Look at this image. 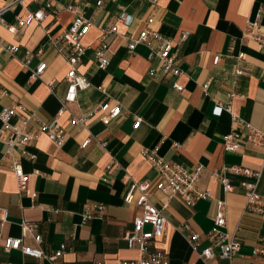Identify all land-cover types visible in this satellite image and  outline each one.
<instances>
[{
  "label": "crops",
  "instance_id": "obj_1",
  "mask_svg": "<svg viewBox=\"0 0 264 264\" xmlns=\"http://www.w3.org/2000/svg\"><path fill=\"white\" fill-rule=\"evenodd\" d=\"M51 0L58 12L45 11L42 22L18 28L14 33L6 25L15 23V16L35 11L40 5L24 0H0V10L9 6L0 18V109L22 105L33 116L31 129L37 120L50 121L65 96L67 63L50 43L69 26L72 14L62 8L72 4L90 22L88 34L82 39L85 52L77 72L90 86L78 92L77 102L69 106L75 116L87 114L103 100L116 102L122 114L104 126L92 119L88 130L67 123L64 114L59 123L65 130L62 147L55 146L45 135H38L27 151L34 160L20 157L18 151L7 154L0 143V207L8 211L7 222L0 226L2 237H20L19 224L32 222L37 227L49 253L61 244L66 250L56 264H121L138 260L140 253L122 239L133 226L138 215L135 201H123L130 180L149 182L152 203L161 208L168 222L164 236L153 242V248L169 257V264H262L251 255L252 248L264 237V218L245 209L242 183L255 182L254 177L237 176L223 171L237 165L252 172H260L257 193L264 197V147L242 142L237 152H226L222 137L243 122L264 129V52L245 36L247 22L258 18L259 30L264 32V0ZM120 16H128V24L116 23ZM112 26L115 32L107 33ZM156 31L171 40L174 63L180 69L178 77L165 76L159 60L147 59L148 50L136 45L132 53L127 46L142 30ZM182 34L186 37L181 41ZM16 45L10 56L2 46ZM105 47L109 64L97 68L93 51ZM33 52L28 63L34 69L44 63L40 80H30L23 67L25 53ZM39 51V54L35 55ZM243 53L241 60L238 54ZM215 55L220 60L213 65ZM243 74L236 76L237 66ZM155 70L150 77L148 71ZM53 82L52 92L48 83ZM176 82L183 87L177 92ZM102 89V90H101ZM217 104L229 107L230 112L214 113ZM232 115L236 119H232ZM141 118L137 129L135 118ZM18 116L12 118L16 122ZM91 133L106 142L105 148L91 142L80 145ZM153 149L160 158L191 171L201 168L197 188L209 191L211 199L185 205L179 196H167L156 189L160 178L142 155ZM19 157L28 182L18 192L11 170L13 158ZM110 166L111 168L107 169ZM220 173L232 186L224 193L220 182L212 174ZM105 179V181H103ZM137 194L135 195V197ZM225 203L224 231L234 234L240 242L239 253L228 260L217 256L206 262L197 258L182 235L186 231L175 228L188 225L199 235L198 251L208 247L206 233L213 228L215 203ZM102 204L105 213L101 220L92 219L81 225V214L87 206ZM146 230L150 227L146 226ZM25 243L31 245L30 238ZM0 264H49L23 257L18 251L6 252L0 240Z\"/></svg>",
  "mask_w": 264,
  "mask_h": 264
},
{
  "label": "built area",
  "instance_id": "obj_2",
  "mask_svg": "<svg viewBox=\"0 0 264 264\" xmlns=\"http://www.w3.org/2000/svg\"><path fill=\"white\" fill-rule=\"evenodd\" d=\"M24 0H17L20 4ZM32 3L39 4L40 7L35 11H26V13L15 16V23L13 25H6L8 31L14 33L18 28L27 27L34 23H40L45 17V11L50 10L53 15L58 12L54 7L51 0H28ZM179 1V0H175ZM152 5H156L158 0H148ZM97 6L101 5V0L96 2ZM10 7L6 6L0 10V15L8 10ZM72 14V19L68 28L57 38H50V43L55 47L57 53L65 60L68 70L65 74L67 82V90L65 96L59 100V109L55 116L48 122L37 120V129H31L30 121L33 119L32 115L26 113L22 105L7 106L0 109V143L7 147V154L18 151L20 157L29 160L35 159V154L27 151V148L33 144L37 136L42 134L57 147H62L65 141V130L59 123V119L68 114L69 118L67 123L71 126H78L88 130V124L92 119H97L104 126L110 124L111 121L118 118L122 114L121 106L111 104L110 100H103L97 103L91 110L82 116H75L69 109L71 104L77 102L78 92L87 89L90 83L87 79L77 72L81 62V57L85 52V47L82 44L83 37L88 34L91 27V22L77 10L72 4L64 7ZM261 10L256 12V19L247 22L245 26V36L253 40L259 48L264 52V32L259 30L258 18ZM130 18L128 16H120L117 18L116 23L128 24ZM0 24L4 21L0 18ZM116 27L112 26L106 30L107 33L115 32ZM186 37L182 34L181 41ZM136 45H142L148 50L147 59L150 61L154 58L159 60L160 70L165 76L178 77L181 74L180 69L175 65V55L171 52V40L164 37L156 31L142 30L139 35L130 40L127 50L132 53ZM3 51L12 56L17 51L16 45L2 46ZM39 54V51L35 55ZM33 52L27 51L22 60L23 67L29 71L30 80H40L45 69L44 63H38L34 69L28 68V63ZM93 57L96 61L97 68L104 70L108 64L107 49L105 47L95 49ZM243 53L238 54L237 59L241 60ZM220 60L219 55L213 57L212 63L216 65ZM236 76L243 74L242 68L238 65L234 71ZM148 75L153 77L155 70L150 69ZM48 87L52 92L53 82L48 83ZM172 88L177 92L183 91V87L174 82ZM102 90V89H101ZM6 95L4 90H0V97ZM223 111L230 112L229 107H224L217 104L214 108V113L220 115ZM18 116L16 122H12V118ZM235 120L236 116L232 115ZM141 123V118L137 117L134 120L133 128L137 129ZM242 142L250 143L254 146L264 147V129H259L251 126L247 122H243L239 128L231 130L229 133L222 137V146L226 152L234 153L240 148ZM91 142L105 148L106 142L98 140L91 133L80 145L81 149L86 148ZM141 155L149 161L155 168L160 181L156 185V189L163 194L171 196H179L184 201L185 205L192 206L198 200H209L211 194L209 191H202L197 188L198 177L201 168L197 166L191 171L183 169L181 166L172 162L165 161L156 155L152 149H144ZM111 168L110 166L107 169ZM11 170L14 174L19 193H22L28 182V175L23 171L19 157L13 158L11 162ZM223 171L230 172L237 176L254 177L255 182H244V196L246 199L245 209L254 212L264 218V197L259 195L256 191L260 172H252L247 168L237 165L229 166ZM129 182L127 191L124 195L123 201L125 204H131L135 201L138 209V215L133 220V226L130 230L123 234V240L131 249H136L140 253L138 260L123 261L121 264H169L168 255L162 250L153 248V242L161 239L164 236L165 230L168 227V222L163 215V210L166 208L164 204L161 208L156 207L151 200V195L148 191L149 182L130 180L129 176H125ZM212 177L220 182L224 193L232 190L229 181L220 173L214 172ZM105 181V179H103ZM137 196L135 197V195ZM105 213V206L96 204L87 206L85 211L80 215V224L84 225L92 219L101 220ZM8 211L6 208L0 207V226L7 222ZM21 234L20 237L4 236L0 229V240L2 241L3 249L6 252L18 251L23 257H29L36 261H46L49 264H56L59 258L66 250V246L61 244L58 249L52 250L49 253L44 252L42 249V237L37 232V227L34 223L22 221L20 224ZM149 226L150 229L146 230L145 227ZM226 226V210L225 203L222 200H217L215 203V214L213 219V228L206 233V239L209 241V246L198 251L199 235L190 231L188 225H183L175 228L176 231H186L182 235L186 240L189 247L196 253L198 259L206 262L214 256L220 259L232 260L239 251L241 244L236 239L234 234H228L224 231ZM30 238L32 244H26L25 239ZM251 255L262 259L264 264V237L257 240V244L252 248ZM99 264V263H98Z\"/></svg>",
  "mask_w": 264,
  "mask_h": 264
}]
</instances>
